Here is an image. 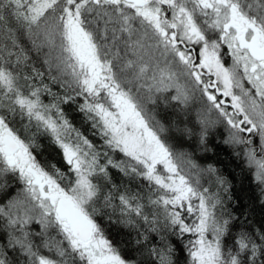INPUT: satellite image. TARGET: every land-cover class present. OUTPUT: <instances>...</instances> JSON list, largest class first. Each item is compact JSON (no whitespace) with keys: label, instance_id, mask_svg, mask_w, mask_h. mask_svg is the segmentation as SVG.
Here are the masks:
<instances>
[{"label":"snow or ice","instance_id":"6c2138e0","mask_svg":"<svg viewBox=\"0 0 264 264\" xmlns=\"http://www.w3.org/2000/svg\"><path fill=\"white\" fill-rule=\"evenodd\" d=\"M0 264H264V0H0Z\"/></svg>","mask_w":264,"mask_h":264},{"label":"trees","instance_id":"16d2710c","mask_svg":"<svg viewBox=\"0 0 264 264\" xmlns=\"http://www.w3.org/2000/svg\"><path fill=\"white\" fill-rule=\"evenodd\" d=\"M71 116L74 118V123L77 125V127H81L83 131L87 133V126L81 125L80 123V117L74 113H70ZM39 143L41 144V148L38 150L39 155L38 158L42 161L44 160H50L55 162L57 159V154L53 146H51L46 139H40ZM208 159L212 162L217 163L219 167L222 168L225 175L229 177L233 181V183L236 185L237 190L241 191H247V185H248V179L241 174L239 162L235 160L229 149L225 148L224 146H218L216 148V154L211 155L209 154ZM255 215L257 218L260 216V209L258 208ZM112 236L114 239H119L118 236L115 235L114 230H112Z\"/></svg>","mask_w":264,"mask_h":264},{"label":"flooded vegetation","instance_id":"af4514ba","mask_svg":"<svg viewBox=\"0 0 264 264\" xmlns=\"http://www.w3.org/2000/svg\"><path fill=\"white\" fill-rule=\"evenodd\" d=\"M225 60H226V62H227L228 64L231 63V59H230L229 57H225Z\"/></svg>","mask_w":264,"mask_h":264}]
</instances>
